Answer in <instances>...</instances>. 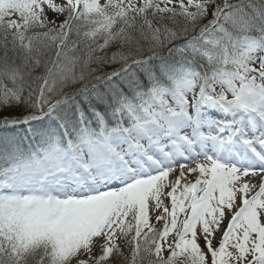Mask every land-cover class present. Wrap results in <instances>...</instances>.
<instances>
[{"label": "snow or ice", "instance_id": "snow-or-ice-1", "mask_svg": "<svg viewBox=\"0 0 264 264\" xmlns=\"http://www.w3.org/2000/svg\"><path fill=\"white\" fill-rule=\"evenodd\" d=\"M0 264H264V0H0Z\"/></svg>", "mask_w": 264, "mask_h": 264}]
</instances>
